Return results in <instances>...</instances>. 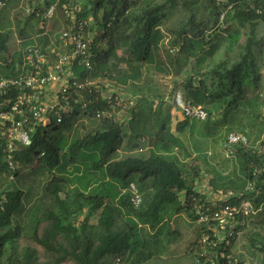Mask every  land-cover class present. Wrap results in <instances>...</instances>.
I'll use <instances>...</instances> for the list:
<instances>
[{"label":"trees","instance_id":"1","mask_svg":"<svg viewBox=\"0 0 264 264\" xmlns=\"http://www.w3.org/2000/svg\"><path fill=\"white\" fill-rule=\"evenodd\" d=\"M2 1L5 4L0 10V53L9 55L14 44L11 26L25 40L30 34L40 35L44 31L38 20L33 16L22 17L23 9H18L20 4L33 7L41 0ZM43 1L46 5L56 4L57 17L62 20L61 6L68 0ZM174 1H75L79 4L80 16L91 14L97 25L99 20L108 22L115 13V20L109 29L104 28L101 36L108 50L93 59L91 76L110 79L123 92L135 96L136 112L126 128L108 121L94 125L91 119L87 126L81 124L85 134L76 135L72 140L69 157L62 163L61 148L49 140L47 130L67 127L68 120L59 126L37 128L31 136V145L22 148L14 160L19 167L36 164L46 174L40 193L23 183L16 186L22 178L19 170L11 172L0 161V178L15 180L0 191V264H111L112 259L124 260L136 252L135 244L142 236L148 237V241L140 249L155 257L161 252L158 249L161 241L177 234L167 226V218L184 213L193 219L190 200L198 197L195 182L198 172L184 173L183 165L178 166L172 154L173 144L160 138L168 116L161 117L160 106L165 98L156 88L154 78H171L170 92L181 87L185 101L201 106L207 113L206 120L220 110L227 114L245 99L247 89L251 87L254 92L258 88L253 50L260 42L255 29L259 23L264 24V12L257 15L249 8L251 4L257 7L256 2L236 0L237 4L222 22L224 28L220 29L217 28L220 9L214 1L206 0L213 17L212 25L206 26L195 24L197 12L202 8L201 0H191L183 4L184 12L189 15L187 22L171 30L164 25L169 14L165 11L168 4L173 7ZM57 22L51 25L48 35L40 37V43H49L48 36L58 30ZM207 28L212 30L209 34H206ZM246 28L249 33L244 34L245 39L240 43ZM223 43H226L225 55L237 46L236 59L230 60L226 55L213 62ZM14 75V68H9L2 77ZM191 124L186 119L178 122L175 132L191 128ZM128 137L136 142L131 151L140 148L142 139L156 142L147 157L126 155L118 159V152ZM93 150L97 151L98 158L85 165L82 175H64L67 164L78 173L79 154ZM254 169L259 171L255 175ZM131 183L141 195L138 209L133 208L125 192ZM249 183L255 188L261 186L257 197H253L254 192L247 197L254 210H258L264 204V132L256 146L236 148L232 170L227 174L217 172L208 185L213 191L242 192ZM72 184L76 188L70 195L67 189ZM86 206L83 220L78 221L77 216ZM93 217L96 220L91 223ZM250 217L252 222L254 217ZM244 229L245 226L241 227ZM247 238L250 247L264 254V242L252 236ZM20 240L26 243L22 247L18 244ZM196 246L195 239L185 257H192ZM193 260L192 264H196Z\"/></svg>","mask_w":264,"mask_h":264},{"label":"built area","instance_id":"2","mask_svg":"<svg viewBox=\"0 0 264 264\" xmlns=\"http://www.w3.org/2000/svg\"><path fill=\"white\" fill-rule=\"evenodd\" d=\"M213 1L220 9L219 23L237 4L236 0ZM250 1L258 3L257 7L253 4L249 7L257 15L264 12V0ZM4 4L0 0V10ZM61 14L62 20L57 17L56 4L46 5L43 0L24 8L21 16H33L43 27L39 37L48 35L55 21L60 27L53 36H48L47 45L36 40L24 44L19 50L15 75L0 79V161L11 172L18 167L16 154L31 145V136L37 128L59 126L65 120L76 126L90 119L126 128L136 112L135 97L110 79L91 76L93 59L108 50L101 36L104 28L109 29L115 20V13L108 22L99 20L97 25L91 14L81 17L79 4L73 1L61 6ZM101 15L102 12L98 18ZM171 100L183 119H207L201 106L185 101L180 93L173 94ZM238 147L249 148V141L241 134L229 133L223 143L226 158L234 160ZM258 172L254 169L253 175ZM126 192L133 208L138 209L142 199L135 185L130 184ZM252 192L257 197L261 186L255 188L249 183L242 192L200 187L198 197H191V214L197 230V246L193 250L196 264H264V254L258 252L251 259L233 251L245 219L257 211L247 198ZM113 264L124 263L115 259Z\"/></svg>","mask_w":264,"mask_h":264},{"label":"rangeland","instance_id":"3","mask_svg":"<svg viewBox=\"0 0 264 264\" xmlns=\"http://www.w3.org/2000/svg\"><path fill=\"white\" fill-rule=\"evenodd\" d=\"M73 1L77 0H68V2ZM190 1L191 0H175V3L171 8L170 4L167 5L165 12L169 14H167L168 19L164 23L166 28L176 30L187 22L189 15L184 12L183 4ZM201 3L202 8L197 12L195 24L201 23L210 26L212 25L213 17L210 15L209 5L206 0H201ZM27 6L28 5L22 6V4H20L18 9L22 11V9L24 10ZM12 14H14V12H12ZM208 20L209 22H207ZM57 23L60 25L59 22ZM217 28L223 29L224 25L218 23ZM10 29L13 30L14 44L13 47L10 48L9 55L5 52L0 53V77H2L3 73L9 70V68H15L17 64L16 56L17 53H19L18 50L26 44L28 39V41H39L40 39L38 34H30V37L26 40L21 39L18 37L14 26H11ZM243 40L244 38L242 36L240 43H242ZM19 41L22 43L19 44ZM225 45L226 43H223L214 55L213 62L222 60L226 55L230 60L236 59V54L238 52L237 46H234L231 52L225 55ZM261 47L264 49V45ZM253 53L255 70L262 73L259 74L258 85L259 88L264 89V61L260 58V53L262 54V52H260L259 49H254ZM261 78H263V80H261ZM154 81L156 88L159 89V92H161L165 98L162 106H160L161 117L165 118L168 116L166 128L161 131L162 136L160 135V138L162 137V141L164 142H170L173 144L172 154L176 158L178 166L183 165L184 173L185 171L198 172L196 179L198 181L197 184H199L201 188L207 184L210 178L212 179L213 177H216L217 172L224 173L232 170L235 158L232 161L229 160L226 158L223 150V143L229 132L245 136L249 141V144L252 146H256L260 142L264 132V91L262 92L263 95L261 97L255 98V92H253L250 87V89H247L246 91L245 99L240 102L236 108L229 110L227 114L224 110H220L219 112L214 113L208 120L192 121L191 128L185 129L181 133H176L175 125L182 121L183 117L179 113H176L177 110L171 99L175 93H180L183 97L182 88L179 87L176 88L174 92H170V89H172V80L169 77L155 76ZM105 83H107V81ZM92 124L96 125L97 122L94 120V122L92 121ZM83 125L87 126L86 124ZM81 126V123L76 126L68 124L67 127H63L58 131L51 128L47 130L49 140L56 143L61 148V163L63 160L68 159V147L72 140L76 138V135L81 137L85 134V131L82 130ZM158 130L159 128H156L155 132L158 133ZM130 140L131 137H128L125 140L118 155L124 157L125 155L123 154L131 151L129 147L130 144H128ZM133 142H135L134 138H132V143ZM154 142H156L155 139H153L152 143L147 139H142L140 141V145H142L139 150L133 152L131 155L147 157ZM95 158H98V153L95 150L81 152L77 158V161H79L77 164L79 170L77 172L84 173L85 165L95 160ZM17 169L22 178H20L19 182H16L15 185L19 187L21 186L20 184L23 183L26 187L31 186L33 192L40 193L41 185L46 181L47 176L39 169V166L36 164L25 167L18 166ZM72 172H74L73 166L67 164L64 168V175L71 174ZM54 173H58L57 169L54 170ZM97 174H99V172ZM9 181L15 183V180L11 178H9L8 181L5 178H0V191L7 187ZM252 216L254 217L252 218V222L247 221L245 229L243 231L241 230V236L233 247V251L236 254L241 257L248 256L247 258L251 259L254 258L257 253L255 254V251H252V247H250L247 237L252 236L256 241L259 240L264 242V204L262 205L261 210L254 213ZM172 217L173 216L167 218L166 224L171 229H175L177 234L174 235V237L161 241L162 244L158 245V249L160 251L162 250V253H171L168 257V261L162 264H192L191 258L185 257V254L188 252L187 248L189 244L195 240L197 233L196 227L189 228L187 224H183V221H176L174 223V221L171 220ZM79 219L80 218L77 216V220ZM243 234H246L247 236L245 237ZM146 240L148 239L145 236L139 237L138 242L135 244L136 252H134V255L130 258L128 257V264H160V260L156 258V256L149 257L145 251L140 249L141 244ZM18 244L19 247H22L26 243L20 240ZM37 249L40 251V248ZM64 264L73 263L66 262Z\"/></svg>","mask_w":264,"mask_h":264},{"label":"crops","instance_id":"4","mask_svg":"<svg viewBox=\"0 0 264 264\" xmlns=\"http://www.w3.org/2000/svg\"><path fill=\"white\" fill-rule=\"evenodd\" d=\"M102 12V11H101ZM100 13V12H99ZM98 13V14H99ZM54 23V22H53ZM52 23V24H53ZM51 24V25H52ZM60 27V26H59ZM59 27H58V29H59ZM247 27V26H246ZM51 29V28H50ZM57 31V30H56ZM55 31V32H56ZM212 30H210L209 28H207V31H206V34H209L210 32H211ZM55 32L53 33V34H55ZM243 33V36H244V34H248L249 33V30H248V28H246V29H244L243 31H242ZM52 34V35H53ZM255 35H256V38L258 39V40H260V42H259V44L256 46V48L255 49H259L260 50V52H262V54L260 53V58H261V60H263L264 61V49H262V47L261 46H263L264 45V24H262V23H259L258 25H257V27H256V29H255ZM49 37H51V35L49 36ZM244 39H245V36L243 37ZM262 38V39H261ZM29 40V39H28ZM26 41V43H28L29 41ZM244 41V40H243ZM38 42H40V41H38ZM240 42H241V40H240ZM20 50V49H19ZM18 50V51H19ZM253 55H254V53H253ZM19 56H20V54L19 53H17V62L19 61ZM259 74H262V73H260V72H257L256 71V75H258L259 76ZM3 78V77H2ZM259 80V79H258ZM258 80H257V84H258ZM261 80H263V78H261ZM258 88H259V85H258ZM255 89V96H258V97H261L262 95H263V91H264V89H261V88H259V89ZM132 96V95H131ZM133 97H135V96H133ZM183 99H184V97H183ZM185 100V99H184ZM137 101V100H136ZM177 110V109H176ZM175 110V111H176ZM176 113L178 114H180L181 115V113L177 110L176 111ZM179 115V116H180ZM182 116V115H181ZM184 120V119H183ZM91 121V123H92V121L94 122V119H92V120H90ZM90 121H88V122H86V125L90 122ZM96 122H97V124L96 125H98V121L97 120H95ZM190 122H192V121H190ZM136 142H133L132 143V138H131V140H130V142L128 143V144H130V149H132V146L135 144ZM139 150V149H138ZM138 150H135V151H130L129 153H125V154H123V155H131L133 152H137ZM120 152V151H119ZM119 152H118V154H119ZM226 156V155H225ZM123 156H120V155H117V158L118 159H120V158H122ZM230 171H228V172H224L223 174H227V173H229ZM83 174V172L81 173V172H79V173H74V172H72L70 175L73 177V176H80V175H82ZM211 179V178H210ZM195 182H196V187H197V190L200 188V186H199V184H197L198 183V181H197V179H195ZM208 183H209V180H208V182H207V184L203 187V188H205V189H208V190H212L210 187H209V185H208ZM131 184H133V183H131ZM130 185V184H129ZM134 185V184H133ZM76 185L75 184H72V185H70L69 187H68V189H67V192L71 195L72 193H73V190L76 188L75 187ZM136 187V186H135ZM137 188V187H136ZM138 191V190H137ZM126 192V191H125ZM86 193V192H85ZM139 193V192H138ZM262 207V206H261ZM261 207L256 211V212H258V211H260L261 210ZM86 208H87V206L86 207H84V210H83V212H82V214L81 215H79L78 217L80 218L78 221H82L83 220V218H84V216H85V211H86ZM95 220H96V218H92V220H91V223H94L95 222ZM172 221H174V223L176 222V221H180V222H182L183 221V224L185 223V224H187L188 226H189V228L190 227H195V225H194V222H193V219L192 220H190L184 213H180V214H178V215H174L173 217H172V219H171ZM247 221H249V219L247 218V219H245V222H244V225H243V227L244 226H246L247 225ZM194 231V230H193ZM190 236V235H189ZM174 237V236H173ZM196 237H197V233H196V236H195V239H196ZM147 239H148V237H147ZM189 239H190V237H189ZM162 240V239H161ZM146 241H148V240H146ZM163 241V240H162ZM193 242V241H192ZM252 251H255V254L256 253H258V251L257 250H255V249H253L252 248ZM163 251L161 250V252H159L158 253V255L156 256V258H158L160 261V264H162V263H164V262H167L168 261V257L171 255V253L170 252H167V253H162ZM193 252L194 251H192V257L190 256V258H194V255H193ZM186 254H188V253H186ZM134 255V253L133 254H129V255H127V257L124 259V260H121L120 258H115V259H120L124 264H128L127 263V259H129L131 256H133ZM129 257V258H128ZM153 257V256H152ZM162 257H163V259H162ZM166 257V258H165ZM115 259H112L111 260V264H113V262L115 261ZM193 260V259H192ZM194 262H195V258H194V260H193ZM140 264V263H139Z\"/></svg>","mask_w":264,"mask_h":264}]
</instances>
